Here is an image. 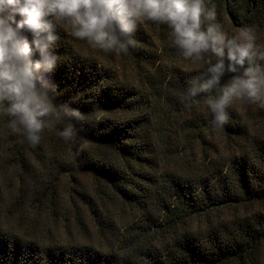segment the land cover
<instances>
[{"label": "trees", "instance_id": "1", "mask_svg": "<svg viewBox=\"0 0 264 264\" xmlns=\"http://www.w3.org/2000/svg\"><path fill=\"white\" fill-rule=\"evenodd\" d=\"M204 2L215 7L221 26L252 27L259 41L264 39V0ZM58 35L53 46L57 63L46 79L55 102L79 117L71 120L74 140L65 144L74 157L67 163L72 166L50 161L48 173L89 177V189L76 193L95 241L64 242L47 233L43 243L34 223L26 225L35 235L25 237L0 227V264H264V107L231 103L228 123L213 128L203 96L191 108L182 98L192 78L205 73L214 58L196 62L193 69L159 61L164 57L142 24L126 53L92 49L64 27ZM177 52L169 48L167 58ZM115 55L134 73L112 66ZM49 131L30 145L0 112V176L12 168L29 171L28 158L43 163L45 138L49 150H55L57 134ZM49 183L29 201L56 219L57 193ZM3 196L0 189V200ZM22 197L16 195L12 210ZM124 204L131 211L119 223L111 213L122 212ZM70 210L62 211L64 227L75 221L82 231L78 210L72 212L73 221Z\"/></svg>", "mask_w": 264, "mask_h": 264}, {"label": "clouds", "instance_id": "2", "mask_svg": "<svg viewBox=\"0 0 264 264\" xmlns=\"http://www.w3.org/2000/svg\"><path fill=\"white\" fill-rule=\"evenodd\" d=\"M144 22L166 25L185 60L214 58L182 98L191 108L203 96L213 128L228 123L226 108L234 101L264 106V50L254 29L244 27L229 37L216 22L215 7L204 0H0V112L8 127L30 145L40 142L46 128L57 130L65 142L74 140L71 120L79 113L55 102L46 79L57 63L58 29L66 28L92 49L126 53Z\"/></svg>", "mask_w": 264, "mask_h": 264}, {"label": "rangeland", "instance_id": "3", "mask_svg": "<svg viewBox=\"0 0 264 264\" xmlns=\"http://www.w3.org/2000/svg\"><path fill=\"white\" fill-rule=\"evenodd\" d=\"M142 25L148 30L156 42L160 57H164V59L161 58L159 61H164V63L168 65L169 63H176L177 66H180L184 69H193L196 67L197 63L185 60L180 54V51L177 52L176 55H172L173 57L167 58L169 48L174 47V45L172 44L170 30L166 25H157L152 22H144ZM222 29L228 34L229 37L239 33V31L231 29L225 22L222 25ZM262 35L264 36V31H262ZM256 43L261 50H264V39L259 41V38L257 37ZM104 59L107 58L104 56ZM111 64L119 71L127 73V75L134 73V70L131 66L125 67L123 61L118 55H115ZM232 103L234 105L240 106L244 103H248V101H234ZM252 104L259 107H264L261 106L260 103ZM55 131L57 134V130ZM50 134L51 132L49 131L48 135ZM56 136L57 139L55 140V150L53 151L49 150V139H44L45 142L43 145L47 146V149L45 150V159L43 163L41 161L38 162L36 158H28V161L33 167L29 168V171L23 172L21 174L19 171H16V168H12L11 170H8V173H6L4 176H0V189L4 193L3 198L0 200V227L14 230L16 233L25 237L35 235L29 234L27 232L28 226L26 225L28 222L34 223L37 229L35 231L38 233L36 236L44 235L43 243L48 242L47 240L49 238L46 237L47 233L51 235L53 234V236L59 241L64 242L72 238L78 239L79 241H88L90 239L95 241L94 229L88 218L86 207L84 204H82L81 200L78 198V194L76 193V191L85 192V190L89 189V177L77 172L69 175L68 172L64 170H61V172L57 174L58 178H55L51 175V173H48L49 163L51 162H57L65 167H69L72 165L67 163L74 161V157H72L66 149V142L60 138L58 134ZM224 147V144L220 145L221 149H224ZM48 181H51L49 185L52 186L53 184L54 190L57 193L58 200H56L55 205L56 208L59 209V212L56 219H52L50 217V213L46 210H40L35 207H31L29 201L34 191L40 190V186ZM17 194L23 195L21 200L22 203L20 207H16L12 210V208L15 206L14 203L17 199ZM123 206L124 210L122 212L116 208L113 209V212L111 213L112 218L119 223L123 219L127 218L131 211V208L128 205L124 204ZM69 207L71 208V214L69 215L68 213V216H71V221H73V210H78L77 212L80 215V221L83 222L84 226L82 231L78 230L76 226H73L75 221L73 223L71 222L72 224L69 225V230L64 227V224L61 221L63 219L62 211ZM13 212L15 213L14 216L12 215ZM24 214L27 216V219L21 217V215Z\"/></svg>", "mask_w": 264, "mask_h": 264}]
</instances>
